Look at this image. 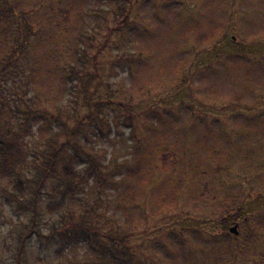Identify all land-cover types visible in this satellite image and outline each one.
Returning a JSON list of instances; mask_svg holds the SVG:
<instances>
[{
    "label": "rangeland",
    "instance_id": "374dc122",
    "mask_svg": "<svg viewBox=\"0 0 264 264\" xmlns=\"http://www.w3.org/2000/svg\"><path fill=\"white\" fill-rule=\"evenodd\" d=\"M41 1L44 6L51 2ZM124 2L120 0L121 4ZM118 5L105 3L98 16L99 6L91 12L87 10L82 18L95 29L99 28L98 23L110 25L112 8L116 10ZM61 7V3L53 2L48 16L55 18L51 21L41 11L33 15L36 20L30 22L36 31L43 30L50 38L78 34L74 29L76 23H82L78 4L63 10ZM130 20L131 32H115L98 57L96 70L102 84L96 97L105 100L112 96L114 103L129 100L133 112L154 108L158 102L155 97L162 98L156 105V111L164 115L156 126L161 128V134L153 137L162 144V150L152 149L155 164L152 162L150 169L157 176L154 184L145 189L135 207L126 202L129 197L122 198V193L131 195L139 185L121 176L122 169L117 170V164L131 161V156L125 157L141 133L145 144L154 147L149 135L143 133L145 119L141 111L128 120L119 111L114 112L113 105L109 106L110 130L105 126L104 133L110 137L91 136L89 140L96 147L98 168L107 177V182L101 184L90 181L93 188L89 200L99 213L105 212L104 218L99 222L88 216L89 221L82 224L78 217L85 212L74 207L69 208V215L66 210L46 214L44 193L51 191L57 180L52 176L43 181L31 164H26L32 175L23 177L25 192L20 198L13 190L16 173L9 172L8 177L0 173V264H127L131 253L145 264L159 257H169L167 264H187L186 254L192 258L191 264H196L201 256L207 257L203 264H212V250L203 253L202 249L213 245V234H223L217 217L220 206L238 201L236 196L246 188L245 177L252 176L251 189L246 190L252 192L245 194L258 189L264 194V0H137ZM217 52L223 56L217 57ZM126 56L140 59V70L138 65L127 66ZM85 69L91 77L94 68L87 65ZM183 71L190 83L181 93L176 86ZM146 82L154 90L135 98L132 84L142 86ZM88 85L87 89L91 86ZM78 97H74V104L81 114L85 109L82 95ZM59 99V104L50 107L52 110L71 101L63 93ZM69 110L62 114L63 120L71 117ZM218 130L224 131L223 137L215 135ZM77 135L79 131L70 141L77 140ZM228 136L235 138L234 144ZM65 140V136L59 137V143ZM67 151L72 152L71 148ZM249 152L258 155L252 160ZM62 164L59 162L57 172ZM162 199H167L168 204L175 202V208L159 218L154 214ZM254 210L249 225L239 227L241 234H250V230L259 233L242 264H264V228L257 226L258 221L264 220V208ZM184 220L188 227L202 232H185L189 242L178 247L179 225ZM135 224L131 234V225ZM169 241L175 246L171 248ZM166 246L168 249H164Z\"/></svg>",
    "mask_w": 264,
    "mask_h": 264
},
{
    "label": "trees",
    "instance_id": "16d2710c",
    "mask_svg": "<svg viewBox=\"0 0 264 264\" xmlns=\"http://www.w3.org/2000/svg\"><path fill=\"white\" fill-rule=\"evenodd\" d=\"M50 1L44 6V2L41 0H0V165L4 168L0 169V173L6 174L7 177L11 174L9 172L16 173L17 178L13 190L20 198L25 192V179L23 177L30 178L32 175L26 164H31L34 173L37 170L36 174L42 175L43 181L52 176L57 180L51 191L44 193L43 201L45 202L46 214L53 215L66 210L69 215L72 212H69V208L74 207L75 209H83L85 212L83 216L78 217L82 219V224L89 221L88 216L101 222L105 212L99 213L100 210L92 207L93 201L89 200V194L93 188L92 182L101 184L107 182V177L105 178L106 173L98 168L95 158L97 156L96 147L92 144L93 141L89 142V140H91V136L95 139L101 136L110 137L104 133L105 126L110 130L107 118L109 106L113 105L112 110L114 112L119 111V115H123L124 119L130 120L132 114L137 115L140 111L144 115L145 124L142 130L146 136L149 135L154 148L145 144L141 133V136L136 137L137 140L130 147V153L128 152L125 157L131 156V161L128 159L120 163L117 160L114 161L119 163L116 166L117 170L122 169L121 176L139 185L138 190L131 195L130 193H122V198L129 197L126 202H131V205L135 207L138 201L141 202L145 189L153 185L156 180L155 177H157L156 174L153 176L152 172L150 173V169L152 162L153 165L155 164L152 149L162 150V144L153 139L154 136L158 137L161 134V128L156 126L162 123L164 115L156 111L159 110L156 105L162 101V98L155 97L158 102L154 108L148 107L133 112L129 108V100L128 103L124 99L114 103L115 99L112 96L105 100L96 97V90L102 84V79L100 80L96 70L99 62L98 57L108 44V39L115 32L123 34L126 29L131 32L133 28L130 20L131 8L137 0H123L125 1L123 4L120 3V0ZM52 1L61 3L62 10L68 5L78 4L79 10H81L79 11L80 22L82 20L81 24L76 23L74 25L78 34L50 38L45 35L43 30L36 31V26L30 22L36 20L33 15L41 11L39 13L41 15L46 14L48 21L55 18L48 16L53 10ZM38 2H40V6ZM105 3L111 5L119 3L116 10L112 8L113 20L110 25H106L104 22L98 23L96 26L99 27L98 29L92 25L88 26L86 19L82 16H86L87 10L91 12L92 9L95 10L99 6V10L96 11L98 16L101 13L100 7ZM101 19L104 20L105 16L103 15ZM104 28H106V34L103 33ZM98 35H101V39H98L99 42L97 40ZM232 39L235 38L232 37ZM220 56V52H217V57ZM126 59L129 62L126 65L130 68L133 65H138L136 68L140 70L142 67L140 59H132L128 56ZM131 61L134 64L131 65ZM87 65L94 68L93 74L89 78L85 69ZM125 70L123 69V71ZM94 77L97 78L94 79ZM189 83L190 78H186L183 71L176 86L177 91L182 93ZM88 84L91 86L87 89ZM149 84V82L142 86L132 84L131 90L134 91V97L140 98L150 94L154 88L148 86ZM79 91L84 92L79 93ZM62 93L65 98L70 96L71 101L63 107H55L52 110L50 107L60 103L59 95ZM77 94L82 95V105L85 109L81 114L74 104V97L76 100L79 98ZM68 108H70L69 112L71 113L69 118L72 121L71 124L68 123L69 119L63 120L61 118L62 114L68 111ZM168 112L169 110H167ZM153 116L158 119L152 120ZM130 128L132 129V127ZM77 131L80 132V135H77L79 138L77 140L73 138L75 141H70ZM231 131L233 132V130ZM90 132L92 135H89ZM226 132L228 135V131ZM215 135H222L223 137L224 131L218 130ZM63 136L66 140L62 144L59 143V137ZM229 140L234 144L235 138L229 137ZM30 147L31 151L27 152ZM68 148H71L72 152H68ZM257 155L258 153L256 155L251 152L248 153V157L252 156V160ZM59 162L63 164L60 171L57 172ZM19 173L22 177L19 176ZM251 177H245L243 180L246 188L241 189V194L236 196L238 201H235L234 205L225 203L219 208L220 213L217 217L223 225V234L221 236H219L220 232L217 235L213 234L211 240L214 246L202 249L203 253L212 250L209 253L212 264H242L241 260L245 258V253L251 249L253 238L259 235L253 230H250V234H241L239 230V227L249 225V216L252 214L251 212H256L255 208L258 210L264 208L262 191L258 189V192L253 191V193L245 194V192H252L246 191L251 189ZM43 181L41 180L37 187L39 192L43 186ZM127 188L130 189V186L127 185ZM166 200L162 199V203L160 202L154 216L160 218L165 212L173 211L175 202L168 204ZM35 205H37V200ZM187 215L191 218L193 216L189 211ZM70 219L73 218L70 216ZM204 219L202 218V220ZM186 223L187 221L184 220L179 225V229L182 231L179 230L180 236L177 237L176 246L178 247L189 242L185 232H202L198 231V228L188 227ZM131 226L133 227L131 234H133L136 224ZM234 226L238 228L237 235L230 232ZM257 226L264 228V220L258 221ZM217 237L220 239H216ZM119 241H122V237ZM168 244L171 246V241ZM174 246L172 242L171 248ZM164 249H168L167 246ZM201 258L196 260L198 264H203L204 258L207 257L201 256ZM160 261L161 263L166 261L164 264H167L170 258L159 257L149 264H160ZM190 261H193L192 258L188 254L184 255V262L191 264ZM127 264L145 263L138 259L136 254L131 253L128 256Z\"/></svg>",
    "mask_w": 264,
    "mask_h": 264
},
{
    "label": "water",
    "instance_id": "95a60500",
    "mask_svg": "<svg viewBox=\"0 0 264 264\" xmlns=\"http://www.w3.org/2000/svg\"><path fill=\"white\" fill-rule=\"evenodd\" d=\"M230 232L233 233V234H235V235H237L238 234V228L236 226H234V227H232L230 229Z\"/></svg>",
    "mask_w": 264,
    "mask_h": 264
}]
</instances>
